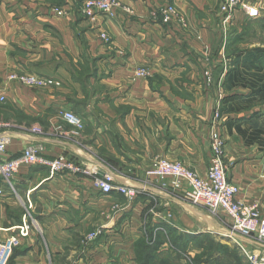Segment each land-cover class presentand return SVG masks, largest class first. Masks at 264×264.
<instances>
[{
  "label": "crops",
  "instance_id": "crops-1",
  "mask_svg": "<svg viewBox=\"0 0 264 264\" xmlns=\"http://www.w3.org/2000/svg\"><path fill=\"white\" fill-rule=\"evenodd\" d=\"M83 1L0 0V134L12 137L4 157L40 145L44 157L62 155L82 169L52 174L44 164L22 166L14 189L0 183V241L19 235L25 221L30 226L15 248V264H138L136 243L150 233L170 239L169 229L186 235L215 231L237 247L204 207L157 181L146 183L158 157L205 176L218 130L226 138L227 176L239 187L237 199L259 202L264 215V132L250 127L257 111L263 113L259 122L264 120V105L216 117L229 93L223 87L221 0H120L133 12L121 7L112 17L98 13L95 19L82 14ZM244 1L259 8L261 16L251 21L264 16V0ZM169 4L186 25L177 17L162 23L156 9ZM56 7L64 14L55 13ZM239 13L237 28L249 18ZM208 65L210 86L203 74ZM139 68L148 74L135 76ZM14 72L61 85L27 86L8 78ZM67 110L82 119V128L64 118ZM35 127L44 134L33 132ZM107 173L141 194L130 200L118 191L103 192L94 180ZM98 229L102 233L89 239ZM240 240L264 255V246ZM170 246L165 243L159 253L173 252Z\"/></svg>",
  "mask_w": 264,
  "mask_h": 264
},
{
  "label": "built area",
  "instance_id": "built-area-1",
  "mask_svg": "<svg viewBox=\"0 0 264 264\" xmlns=\"http://www.w3.org/2000/svg\"><path fill=\"white\" fill-rule=\"evenodd\" d=\"M121 6L118 0H85L82 12L92 18L98 12H104L112 17L115 15L116 9ZM123 8L133 12L132 8L128 6H123ZM219 9L223 26L230 23L233 25L240 11L252 18L260 15L258 7L244 0H221ZM54 12L59 15L64 14L63 9L58 7L54 8ZM159 12L164 22H169L177 17L181 23L186 25V19L178 14V8L175 5L162 6ZM100 37L107 42L110 41V36L106 32H101ZM228 68L229 63L226 58L224 73ZM204 73L206 84L212 85L214 77L210 65L206 67ZM147 74V69L139 68L136 70L135 76L145 77ZM8 78L38 88L61 85V81L57 79L32 73L14 72ZM4 100L5 97L1 96L0 101ZM216 117H220L219 105ZM64 118L76 127H83L82 119L72 111H65ZM5 126L10 125L6 124ZM32 130L39 135H43L45 132L42 127H35ZM11 140L12 137L8 133L0 134V183L8 185L12 189H14L13 179L22 166L44 164L50 167L52 174L82 170L65 156L60 155L53 159L44 157L42 155L43 148L40 145H29L19 156L5 158L4 154ZM225 151V138L220 132L214 131L211 136L210 165L205 176L198 174L181 161L158 157L146 171V183L152 184L157 181L161 185L160 188L181 193L192 204L204 207L211 215L221 213L228 224L226 236L243 251L250 264H264V255L250 251L240 240L247 239L252 243L264 246V215L261 204L257 201L246 202L237 199L239 187L228 179ZM94 182L96 187L103 192L118 191L130 200H135L142 192L136 187L117 182L112 173L97 176ZM2 192L0 187V194ZM29 227L25 221L23 225L19 226V235L14 234L6 240L0 241V264L8 263L15 248L20 245V236L29 235ZM101 233L102 231L98 229L90 233L88 238L94 239Z\"/></svg>",
  "mask_w": 264,
  "mask_h": 264
},
{
  "label": "trees",
  "instance_id": "trees-1",
  "mask_svg": "<svg viewBox=\"0 0 264 264\" xmlns=\"http://www.w3.org/2000/svg\"><path fill=\"white\" fill-rule=\"evenodd\" d=\"M260 20H264V16ZM241 35L242 33L239 35L234 34L227 39L225 50L228 55L232 53L230 55L232 63L225 72L223 87L229 93L220 100V117L224 114L231 115L242 111H250L253 106L264 105V46L245 47L244 49L239 48L231 51L230 48L233 44H236ZM238 88L245 91H234ZM262 115L261 111H257L254 117L252 116L253 124H250V127H258V131L264 132V120L261 123L259 122ZM168 231L172 248L170 251L176 252L175 257L171 256L173 252L159 253L161 247L168 240L164 233L159 232L155 239L150 233L151 236L143 237L136 243L138 264H181L182 249L188 251V247L186 248L187 242L196 241L202 236L206 237L197 243L200 251L193 255L192 261L188 260L184 264H225L222 250L225 249L226 245L216 241L213 237L206 234L186 235L182 233L175 234L174 232L172 234V230L169 229ZM15 253L16 250H14L7 264H15ZM162 254L164 256H161ZM172 259L175 260V263Z\"/></svg>",
  "mask_w": 264,
  "mask_h": 264
},
{
  "label": "rangeland",
  "instance_id": "rangeland-1",
  "mask_svg": "<svg viewBox=\"0 0 264 264\" xmlns=\"http://www.w3.org/2000/svg\"><path fill=\"white\" fill-rule=\"evenodd\" d=\"M84 1H83V4H82V7H81V12H82V8H83V5H84ZM118 1L121 3L120 0H118ZM121 5H122L121 7L124 6L122 3H121ZM98 13L107 15L104 12H98ZM98 13H96V16L98 15ZM156 13H158L160 15L159 9H156ZM82 14L85 17L91 18V19H95V17H96V16L94 18L88 17L83 12H82ZM107 16L111 17L110 15H107ZM260 16H261V14L259 16H256V17H260ZM240 19L241 18H239V16H238L237 23L234 22L235 25H238V21H240ZM250 19H253V18L249 17L248 20L245 21L244 23H242V25H240L238 28L235 27L234 24L231 25V23L229 25L225 24V26H223L224 24H222V22H221V25H222V28H223V37H224V39L227 40L229 36L232 37L234 34L235 35H239V34L242 33V35L239 37V39L236 42V44H233V46L230 48L231 51H235V50H237L239 48L244 49L245 48L244 44L247 45L246 47L264 46V20L258 19L257 21H251ZM173 20H174V18L171 21H169V22H164L162 20V18H161L162 23H165V24H169ZM250 43H254L256 45H251L250 46L249 45ZM225 55H226V58H227V61H228L229 65H230V63H232V59L230 58V55H232V53H229V56H228V53L226 51ZM211 68H212V66H211ZM205 69H206V67L203 68L204 76H205V73H204ZM223 73H224V71H223ZM213 77H214V75H213ZM204 80H205V77H204ZM206 85L210 86L208 84H206ZM219 106H220V103H219ZM218 132H220V131H218ZM223 137L225 138L224 135H223ZM225 140H226V138H225ZM225 154H226V151H225ZM213 216L219 222H221L227 229L228 224H227V222L225 220V217L221 213H218V214L213 215ZM214 229H217V228L214 227ZM206 235L211 236L216 241L222 243L223 245H226L225 249L222 250V252H223L222 255H223V259H224L223 261H224L225 264H250L249 259L246 257V255L243 253V251L241 249H239V248H237V247H235V246H233V245H231L229 243L227 244L226 242H222L221 239L215 234V231H210ZM205 237L206 236H202V237L198 238V240H196V241H193V242L189 241V243L187 242L186 248L188 247V249L196 250V252H199L200 250L198 249L199 247H197V243H199V241H202L203 239H205ZM166 243H168L169 246H170L171 245V240L170 239L166 240ZM183 250L184 249H182V254H181V264H184L186 261L191 260L192 257H193L190 254V252L188 253V251H183Z\"/></svg>",
  "mask_w": 264,
  "mask_h": 264
}]
</instances>
